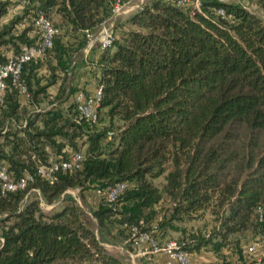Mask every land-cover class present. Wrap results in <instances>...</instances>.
<instances>
[{"label":"trees","instance_id":"1","mask_svg":"<svg viewBox=\"0 0 264 264\" xmlns=\"http://www.w3.org/2000/svg\"><path fill=\"white\" fill-rule=\"evenodd\" d=\"M21 1L20 13L1 22ZM113 1L0 0V64L40 43L38 11L58 29L16 81L6 77L0 100V167L13 180L33 176L5 192L0 179V264H132L103 244L128 236L132 223L154 237L180 230L178 247L204 249L218 264H255L241 248L264 235V18L228 0H202L199 9L145 2L94 60L102 97L92 123L73 99L83 90L69 81L72 58ZM253 1L264 12V0ZM74 152L83 153L79 168L38 173ZM118 182L123 192L114 201L100 195L92 209L96 231L68 190L83 197ZM205 215L206 231L179 226Z\"/></svg>","mask_w":264,"mask_h":264},{"label":"built area","instance_id":"2","mask_svg":"<svg viewBox=\"0 0 264 264\" xmlns=\"http://www.w3.org/2000/svg\"><path fill=\"white\" fill-rule=\"evenodd\" d=\"M173 3L183 8H196L199 9L202 0H163ZM24 1L19 3L20 8L24 6ZM142 5H137L138 9ZM130 8L124 7V1L114 0L111 4V16L116 17L120 14L129 12ZM218 14H223L222 9L216 11ZM34 25L41 32V41L37 45L23 46L22 50L17 55H11L8 60L0 64V100L2 92L6 87V77L11 76L13 81L18 79L21 71L22 64L32 57L42 55L45 49L51 46L54 35L58 32V29L53 25L52 21L44 15L43 12L38 11L34 18ZM112 24L108 20L101 23L97 35L87 32L89 41L98 40L99 48L101 50L111 47L115 34L112 28ZM24 92V88H22ZM102 97L100 87H96L92 92L86 94L83 91H78L74 94L73 99L77 105V109L82 118L96 123L98 121V105ZM83 160L82 152L71 153L68 159L63 160H51L49 164L40 165L38 173L46 178H50L52 173L56 170H72L79 168L80 163ZM0 179L2 180V192L15 191L17 189L25 188L29 182L33 181L31 174H25L17 180H13L9 177L5 167H0ZM126 188V183L118 182L112 186L107 187L104 191L95 189L98 196L105 195L108 201H114ZM129 231L128 240L132 249L137 254L143 255L149 259L155 261L154 264H160L159 259H154V255L163 252L165 254V260L163 264H196L191 258L187 250L178 247L175 240H169L164 244H158L153 232L155 229L143 230L138 224L126 225ZM243 256L251 255L252 262L259 263L264 259V235L256 236L244 244L241 248Z\"/></svg>","mask_w":264,"mask_h":264},{"label":"rangeland","instance_id":"3","mask_svg":"<svg viewBox=\"0 0 264 264\" xmlns=\"http://www.w3.org/2000/svg\"><path fill=\"white\" fill-rule=\"evenodd\" d=\"M149 0H124V7L130 8L131 10L129 12L120 14L116 17H110L108 18L109 23L112 24V28L115 34V37L118 38L121 33L128 28H131L132 26L128 23V18L130 15L135 13L137 10H139L136 6L142 5L145 2ZM228 1H235L240 2L243 5L247 6L251 10H255L258 12L263 18H264V12L259 10L257 8V5L254 3L253 0H228ZM21 11V8L19 6L18 2H14L13 5L10 7L9 14L7 13L2 19L1 22H7L10 18L13 16L19 14ZM58 17L56 16L53 21L57 22ZM21 25H18V28H20ZM96 31L93 33L94 36L97 35ZM66 41H73L72 39L65 37ZM99 42L98 40H92L88 41L87 45L80 48L74 55H73V76L71 80L72 85H81L78 87L80 90L84 89L83 87L87 86L88 89H94L95 86V78L94 75L97 72V66L94 63V60L97 58V55H99ZM98 51V53L96 52ZM57 90V85H53L48 89L49 97L45 98L42 102V106L46 107L48 106V100L52 99L55 92ZM86 93H90V91L83 90ZM99 124V123H98ZM155 183L157 185H161L163 183L162 178H158L155 180ZM68 193H70L72 196L75 197L77 203L82 207L85 214L90 218V221L93 225V227L96 229L98 228V222L97 219L92 214V209L94 207H97L100 198L96 194L95 189L90 188L89 190L84 192V196L81 197L78 189H69ZM61 205V200L56 201L53 204H45V202L41 204V206L45 210H50L51 207H58ZM208 223V225H207ZM211 221L209 220V216L205 215L204 218H196L192 219L186 222L179 223V226H184L186 229L189 230H203L206 231L207 227H209V224ZM180 230L177 229H168L166 234L164 236H161L160 232L156 235V241L158 244H164L165 242L169 240H175L177 241L180 237ZM252 238L251 236H248L247 240L243 242V245L246 244L248 241H250ZM104 246L113 254L120 257L122 260L131 262L132 264H154L155 261L153 259H149L143 255L137 254L135 250L132 249L131 245L129 244V240L127 235L124 234H118L117 236L113 238H109L108 240H105L103 242ZM206 250L202 249L199 252H192L195 255H190V258L192 260L198 261L199 256H206L207 255ZM190 254V252H188ZM209 254V253H208ZM211 254V253H210ZM247 261H249L252 256H244ZM221 258L216 256L212 261H204L207 264H218L220 262Z\"/></svg>","mask_w":264,"mask_h":264},{"label":"crops","instance_id":"4","mask_svg":"<svg viewBox=\"0 0 264 264\" xmlns=\"http://www.w3.org/2000/svg\"><path fill=\"white\" fill-rule=\"evenodd\" d=\"M8 14H9V12H8ZM96 52L98 53V51H96ZM80 86L81 85H78V87H80ZM83 88H84L83 90H87V91H90V90L93 91L94 90V89H88L87 86H85ZM23 103H25V101H23ZM192 254L195 255L194 253H190V255H192ZM157 258L159 259L160 264H163L164 263V260H165V254L163 252H159V253H157V254L154 255V259L156 260ZM214 258H216V257H214L212 254H210V252H207V255L206 256H201V257L199 256L198 261H197V259L196 260H193V261L196 262V263H200V262H204V261H212Z\"/></svg>","mask_w":264,"mask_h":264}]
</instances>
